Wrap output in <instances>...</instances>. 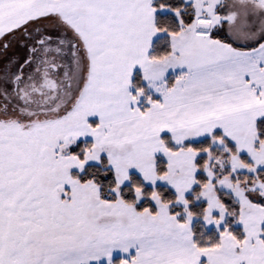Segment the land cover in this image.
<instances>
[{"label": "snow or ice", "instance_id": "obj_1", "mask_svg": "<svg viewBox=\"0 0 264 264\" xmlns=\"http://www.w3.org/2000/svg\"><path fill=\"white\" fill-rule=\"evenodd\" d=\"M264 264V0H0V264Z\"/></svg>", "mask_w": 264, "mask_h": 264}, {"label": "rangeland", "instance_id": "obj_2", "mask_svg": "<svg viewBox=\"0 0 264 264\" xmlns=\"http://www.w3.org/2000/svg\"><path fill=\"white\" fill-rule=\"evenodd\" d=\"M121 259V253L119 251H116L113 253V261L114 264H118V261Z\"/></svg>", "mask_w": 264, "mask_h": 264}]
</instances>
